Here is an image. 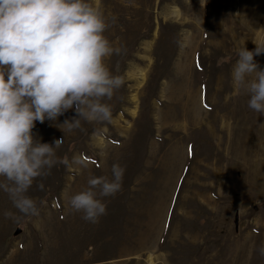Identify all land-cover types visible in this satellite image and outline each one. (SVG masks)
<instances>
[{"label": "rangeland", "instance_id": "374dc122", "mask_svg": "<svg viewBox=\"0 0 264 264\" xmlns=\"http://www.w3.org/2000/svg\"><path fill=\"white\" fill-rule=\"evenodd\" d=\"M89 2L117 18L105 35L123 51L105 63L124 87L111 123L63 133L74 110L36 122L71 166L34 182L37 217L6 218L20 214L0 190V264H264V115L231 75L238 51L264 42V0ZM113 164L122 191L86 222L69 199Z\"/></svg>", "mask_w": 264, "mask_h": 264}, {"label": "clouds", "instance_id": "9594fccd", "mask_svg": "<svg viewBox=\"0 0 264 264\" xmlns=\"http://www.w3.org/2000/svg\"><path fill=\"white\" fill-rule=\"evenodd\" d=\"M117 23L89 0H0V190L20 214L15 220L37 217V202L28 195L35 181L51 175L59 164L63 139L42 143L33 134L36 122H55L69 110L76 115L62 124L63 133L88 123H111V101L125 84L105 61L120 55L105 33ZM254 51H238L232 68L235 87L246 91L248 107L264 115V69L254 57L264 54V42ZM72 164L84 165L73 158ZM112 178L90 176L87 187L72 195L69 206L95 224L107 214L104 198L122 191L125 168L113 164ZM39 190L44 184L37 185ZM264 256V246L258 249Z\"/></svg>", "mask_w": 264, "mask_h": 264}, {"label": "bare ground", "instance_id": "6f19581e", "mask_svg": "<svg viewBox=\"0 0 264 264\" xmlns=\"http://www.w3.org/2000/svg\"><path fill=\"white\" fill-rule=\"evenodd\" d=\"M232 196H233V194H232ZM229 197H231V196H229ZM227 199V198H226ZM225 200V199H224ZM228 200V199H227ZM229 201V200H228Z\"/></svg>", "mask_w": 264, "mask_h": 264}]
</instances>
